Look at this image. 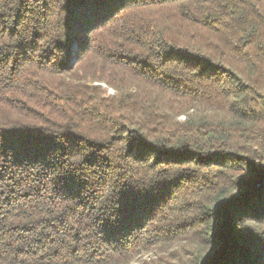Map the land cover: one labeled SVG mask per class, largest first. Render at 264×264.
<instances>
[{
  "label": "trees",
  "instance_id": "trees-1",
  "mask_svg": "<svg viewBox=\"0 0 264 264\" xmlns=\"http://www.w3.org/2000/svg\"><path fill=\"white\" fill-rule=\"evenodd\" d=\"M0 264H264V0H0Z\"/></svg>",
  "mask_w": 264,
  "mask_h": 264
}]
</instances>
